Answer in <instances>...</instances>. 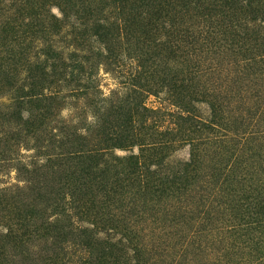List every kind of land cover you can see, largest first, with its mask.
Wrapping results in <instances>:
<instances>
[{"label": "rangeland", "instance_id": "1", "mask_svg": "<svg viewBox=\"0 0 264 264\" xmlns=\"http://www.w3.org/2000/svg\"><path fill=\"white\" fill-rule=\"evenodd\" d=\"M89 2L93 15L84 21L73 16L74 8L67 10L66 0H0V24L10 22L9 17L20 10L29 13L49 9L58 19L56 23L68 29L85 22L88 26H143L155 10L164 8L173 14L181 12L180 19L174 15L175 24L192 27L198 44L193 50L183 48L173 58L167 47L152 48L151 42H138L137 36L121 38L109 45L119 56L102 61L96 53L105 54L106 45L94 42L90 58L95 64V94L53 104L46 119L40 120L43 123L39 129L31 131L13 118L14 110L9 108L12 102L3 95L6 84H1L0 194L4 188L10 190L3 192L8 197L0 200V208L11 203L9 210L19 207L25 216H35L40 226V219L45 216L44 222L46 215L37 217V213L51 205L57 198L55 192L85 186L81 200L90 212L86 215L81 209L77 214L76 205L68 204L69 218H63L59 225L73 223L74 228L95 229L92 223L96 222L99 227L89 244L80 237L74 239L83 246L76 245L71 251L74 262L69 264H82L86 250L91 264H98L109 250L113 258L103 257L104 264H264V49L259 47L264 44V0ZM64 13L70 15L66 20ZM42 19L47 24L52 21ZM27 22L26 18L23 23ZM181 82L186 89L177 95L173 85ZM101 98L107 100L101 102ZM185 102L204 120L214 119V130L187 137L185 133L193 128L176 118ZM140 104L150 112L132 118L136 122L131 132L142 134L144 143L150 142L152 133L154 140L172 142L160 153L141 152L144 146L138 136L130 143L132 146L114 152L121 157L119 168L113 169L118 162L106 157L85 175L69 167L68 162H56L51 170L44 168L34 174L24 170L25 166L30 171L35 169L34 162L41 164L38 154L58 152L57 143L45 147L50 138L54 140V134L70 138L76 128L83 132L90 127L93 131L85 147L92 148L102 136L96 124L114 126L118 121L122 131L129 118L128 109L134 112ZM37 114L33 105L25 106L23 121ZM150 125L154 129L146 130ZM165 131L172 135L159 137L158 132ZM177 132L181 133L180 139ZM129 156L139 157V165L143 166L134 167L132 162L136 160L130 161ZM4 158L11 160L4 162ZM107 162L111 164L108 173L103 170ZM9 194H20L17 203L21 206L13 204L15 200ZM1 220L0 234H6L9 227L18 231L19 219H15L14 212L11 218ZM28 230L33 232L32 227ZM34 234L27 243V253L30 258H43L40 249L44 238L40 232ZM74 236H80V232L69 237ZM119 240L121 245L112 246ZM67 246L73 247L69 243ZM6 257L11 260L9 255ZM20 259L17 256L14 264H21Z\"/></svg>", "mask_w": 264, "mask_h": 264}, {"label": "trees", "instance_id": "2", "mask_svg": "<svg viewBox=\"0 0 264 264\" xmlns=\"http://www.w3.org/2000/svg\"><path fill=\"white\" fill-rule=\"evenodd\" d=\"M66 4L68 5L67 10L74 8L73 16H78L79 19H84L85 21L93 15L89 0H66ZM77 5L79 8L75 10ZM254 11L257 12L256 10ZM22 12L20 10V12L10 16V22L0 24V85L6 84L7 91L3 95L9 97L8 100L12 102L9 108H13L14 110L13 118L18 121L20 125L22 123L26 130L29 131L33 128L39 129V126L43 123H41L40 120L43 121L46 119L45 114L48 115V111L53 107V104H59V102L67 98H88L92 94H95V86H93L92 83L95 64H92L90 58V53H92L94 47L92 44L94 42H98L100 45H106L105 49L107 54L97 52L96 55L99 59H102V61L105 59V61H107L113 58L116 59V57L119 56L117 53L114 54V50H112V47L110 48L109 45L114 44V42L116 43V41H120L121 38L130 40L137 36L140 37L139 39L135 37L138 42H151L152 48H158L160 50L163 47H167L168 55L173 58H175L183 48H190L193 50L199 41L192 27L175 24L177 19H180L182 16L181 12L173 14L171 12H165L164 8L155 10L151 16L150 22L143 26H129L128 24H114L108 26L99 23L88 26L85 22L81 27L71 26L69 29L62 23H56L58 19L55 15L50 14L49 9L31 10L29 13ZM255 12L253 13L255 14ZM68 17H70L68 13L63 14V20H66ZM26 18L29 19V22L23 23ZM42 18L52 19V21L50 24L49 22L47 24ZM140 19H142L141 16ZM17 20L20 21L19 24ZM167 23H169V26H167ZM206 33L212 34L208 31H206ZM162 34L163 36H161ZM252 37L251 35L249 36V38ZM157 40H159V44L156 45L155 41ZM39 43L42 47L41 45L39 46ZM259 47H263L264 49V44H259ZM261 57H264V54H262ZM99 64L100 62L98 65ZM66 88L68 89L66 90ZM173 88L178 92V95L185 91L186 86L181 82L179 85L174 84ZM106 100V98H101L99 101L105 102ZM28 105H33L38 111V114L33 118L23 121V109ZM119 105L120 106L117 108L120 109L121 104ZM185 105L186 106L182 108L183 110L181 109V113L176 115V118L186 122L193 128L189 129L186 133L183 131L185 135L188 134L187 137H191V134L195 132H211L214 130V119L204 120L201 116L194 114L189 102H185ZM40 111H43V113ZM127 112L129 113V118L123 123L124 127H122V131L121 122L118 123V121L116 122L117 125H111L112 127L104 125L101 122L95 125V128H100L99 131L102 132V136L100 141L92 148L85 147L89 133L92 130L90 127L83 130V132L80 131L81 128H76L75 134L69 135L71 136L70 138H68L67 135L62 136V134H54V140L52 141L53 138H50L51 142L45 147H50L57 143L56 148L58 152L38 154L37 159L40 160L41 158V164H39V162H34L37 166L35 169H31L30 171L28 166H25L24 170L27 173L34 174L38 170H43L44 168L51 170L52 164L56 162L59 164L68 162L70 163L69 167L78 169L77 171L79 173H84L85 175V173L94 169L92 166L93 164L96 165L99 159L102 161L106 157H112L118 162L112 165L113 169L119 168L121 166V157L115 156L114 152L116 150L125 149L127 146H132L130 143L138 139L140 135L139 133L133 134L131 132L133 122H136V120L132 118L136 116L142 118L150 111L140 104L137 106L136 110L134 109V112L129 109ZM146 120L142 122V126L144 127L146 125ZM153 129L154 126L150 125L146 130L150 131ZM158 134L160 135L159 137L162 138L163 136L172 135L169 131L158 132ZM176 135L179 139L182 137L180 136V132H177ZM150 136H148L150 137L149 143H144L146 139H144L142 134L139 136L141 138L140 142H142L141 145L144 146L141 152L153 151L155 153H160L172 144V142L167 143L166 141H162L161 138L154 140L153 133ZM137 158L139 157L129 156L130 161L133 159L136 160L134 164L132 162V165L136 168H141L143 165H139ZM9 159L11 160V158ZM9 159L4 158L2 161L6 162ZM130 161H128L129 167L131 166ZM61 166L62 165L59 166V171H61ZM110 166L111 164L107 162L106 167L103 169L104 172H107ZM51 172L56 174L57 171ZM72 175H70L71 178L73 177ZM79 186L80 187L68 192H63L61 190L55 192L57 198L53 200L51 205L47 206L45 211L37 213V217L42 214L46 215V220L44 219V222H42V220L45 216L42 217V220L40 219V226H37V219L35 216L30 214L29 216H25L19 207L15 208V211L9 210L11 203H6L8 204L6 207L0 208V219L1 217L2 220L11 218L13 212L15 219L16 217L19 219V222L16 221L18 229H15L18 231L14 232L9 227L6 234H0V264H14V261H16L14 259H17V256L21 258V264H69L70 262H74V257H72L73 252L71 251L74 250L76 245L80 244L79 242H75L74 239L80 237V241L89 244L94 241L93 238L97 235L99 227L96 222L92 223L93 226L96 227L95 229L74 228L73 223L63 224L62 226L59 225V222L64 220L63 218H69L67 212L70 211L65 207L68 204L70 206L76 205L75 209L77 210V214L82 212L81 209L84 210L83 214L88 215L90 212V207L85 206L86 202L83 203V200H81L83 196L82 191L85 186ZM19 188L21 187H18V189ZM8 190L10 189L4 188L1 190L0 200L4 199L3 197H8V195H5L6 193H3L8 192ZM9 196L11 199L15 200L12 202L13 204L18 202L17 199H20V194L15 196L9 194ZM80 200L83 204H80ZM48 210L53 211L52 214L47 215L46 213H48ZM3 211H5V214H2ZM56 215L61 216V218ZM31 227L33 228V232H29L28 230ZM39 232L42 233V239L44 238L43 246L40 249V251L44 253L43 258L39 255L37 259H35V257L30 258L27 253L29 252L27 243L31 241L32 236H35V234L31 235L32 233ZM74 232H80V236L69 237L72 236ZM68 243L73 247L67 246ZM116 245H121V240L117 241L112 246ZM6 255H9L11 260L8 259ZM105 256L113 258V251L109 250L105 253ZM103 257L99 258L100 261L98 264L106 263L102 261ZM90 258V252L86 250L85 255L80 261L82 264H91L93 262L90 261Z\"/></svg>", "mask_w": 264, "mask_h": 264}]
</instances>
